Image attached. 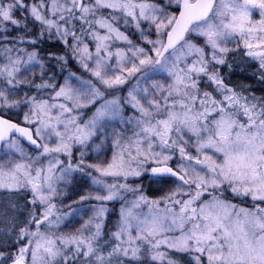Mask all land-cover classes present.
<instances>
[{"label":"snow or ice","instance_id":"6c2138e0","mask_svg":"<svg viewBox=\"0 0 264 264\" xmlns=\"http://www.w3.org/2000/svg\"><path fill=\"white\" fill-rule=\"evenodd\" d=\"M0 264H264V0H0Z\"/></svg>","mask_w":264,"mask_h":264},{"label":"trees","instance_id":"16d2710c","mask_svg":"<svg viewBox=\"0 0 264 264\" xmlns=\"http://www.w3.org/2000/svg\"><path fill=\"white\" fill-rule=\"evenodd\" d=\"M73 70H75V69H73Z\"/></svg>","mask_w":264,"mask_h":264}]
</instances>
